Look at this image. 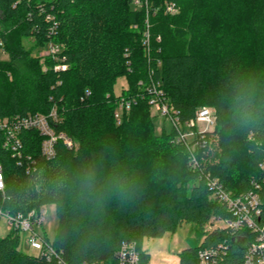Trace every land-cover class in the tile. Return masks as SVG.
I'll list each match as a JSON object with an SVG mask.
<instances>
[{
	"label": "trees",
	"instance_id": "trees-1",
	"mask_svg": "<svg viewBox=\"0 0 264 264\" xmlns=\"http://www.w3.org/2000/svg\"><path fill=\"white\" fill-rule=\"evenodd\" d=\"M133 2L0 0L10 56L0 61V117L55 109L56 130L75 143L69 149L59 141L47 160L39 133L22 134L21 156L3 148L0 134V210L26 215L54 204L58 232L51 244L66 264H119L118 250L132 242L140 264H149L144 240L185 224L201 242L181 253L180 264H198L200 249L224 242L222 264H241L244 252L229 233L207 230L211 218L231 215L212 198L206 175L235 196L259 182L264 223V0H149L141 9ZM166 2L176 5V15L166 14ZM27 39L34 46L27 48ZM51 42L60 48L62 71L54 70L53 57L33 54ZM121 77L128 88L116 97ZM149 86L162 91L183 125L199 109H214L207 150L214 133L220 151L202 159V171L192 168L173 132L156 133ZM121 98L131 107L121 109L118 122ZM0 264L58 261L26 254L21 233L10 230L0 237Z\"/></svg>",
	"mask_w": 264,
	"mask_h": 264
},
{
	"label": "built area",
	"instance_id": "built-area-1",
	"mask_svg": "<svg viewBox=\"0 0 264 264\" xmlns=\"http://www.w3.org/2000/svg\"><path fill=\"white\" fill-rule=\"evenodd\" d=\"M133 6L135 9L148 8L149 0H134ZM165 12L169 15H176L178 9L176 5L166 2ZM47 20L52 22L54 18L48 16ZM55 27H57L56 23L52 27V32L56 29ZM147 27L149 28V24H147ZM148 37L149 32L147 31L145 39L147 45L149 43ZM48 45L46 56H51L58 61L59 46L52 42ZM3 47L4 42L0 29V49L5 53ZM64 69H66V66L60 61L54 67L55 71ZM148 92L151 94L150 106L155 108L156 112L163 118L172 122L173 130L176 133V141L188 149L192 168L202 171L200 157L208 151L206 136L215 129V111L205 106L197 111L195 119L183 125L178 118V111L171 108L161 90L155 86H149ZM130 107L131 101L121 98L120 108L116 114L118 122L121 118V109L129 110ZM59 123H61V119L55 109L49 114L30 113L0 117V134L3 136V148L12 152L14 156H21L23 148L22 134L25 131H35L43 137L42 155L47 160H51L56 156V145L59 141H62L69 149L74 148L75 144L64 132L56 130V125ZM2 170L3 167L0 164V192L5 190L4 171ZM206 182L208 188L212 191V198L222 205L224 204L231 215V218L227 220L211 218L207 230L227 231L232 245L244 252L242 259H240L241 264H264V223L260 222L262 210L258 192L260 183L253 181L252 188L249 191L235 196L226 190L224 184L218 178L212 177L210 174L206 175ZM45 213L43 208L39 211H30L26 215L22 213L13 215L0 210V216L7 219L11 230L24 233L26 235V245L37 251V255H42L49 261L57 259L58 264H66L59 259V254L56 253L57 251L52 244L43 240V237L37 232V228L44 223ZM228 252L227 242L218 246L200 249L198 264H222ZM116 256L119 264H140L139 251L137 244L134 242L124 244L118 250Z\"/></svg>",
	"mask_w": 264,
	"mask_h": 264
},
{
	"label": "rangeland",
	"instance_id": "rangeland-1",
	"mask_svg": "<svg viewBox=\"0 0 264 264\" xmlns=\"http://www.w3.org/2000/svg\"><path fill=\"white\" fill-rule=\"evenodd\" d=\"M0 22H5L4 17L0 14ZM33 39L25 40V46L30 48L34 46ZM49 45H46L42 48H35L33 54L41 60L45 59L46 52ZM44 56V58H43ZM9 54L3 53L2 49H0V61H10ZM128 88V81L125 77H121L117 80L114 86V94L116 97L122 96L124 90ZM213 109L212 107H209ZM214 110V109H213ZM121 113V111H120ZM150 115L153 118V125L157 134L171 133L176 136L175 131L173 130V124L170 120L163 118L159 113L156 112L155 108L150 107ZM216 129L213 130L215 132ZM210 146L208 151L203 154L200 159L207 158L209 154L213 151H220L218 144H216V140H218V136L216 134L210 135ZM182 145V144H181ZM190 161V156H189ZM45 210V220L41 227L37 228V232L43 237V240L53 243L56 239V235L58 232V218L55 211V205L49 204L47 206H43ZM190 226L184 225L179 228L176 232L166 233L161 238H147L143 242V250H145L150 256L149 264H180L181 263V253L185 249H189L197 246L201 240L197 239V235L190 234ZM11 228L8 224L6 218L0 216V237H6ZM26 235L21 233V246L22 250L26 254L37 255L38 252L33 250L31 247L27 246L25 243Z\"/></svg>",
	"mask_w": 264,
	"mask_h": 264
}]
</instances>
